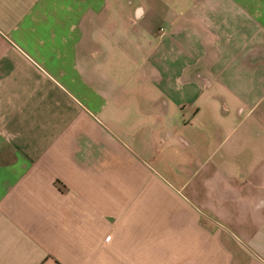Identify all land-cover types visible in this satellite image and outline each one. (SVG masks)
<instances>
[{
  "label": "crops",
  "instance_id": "obj_1",
  "mask_svg": "<svg viewBox=\"0 0 264 264\" xmlns=\"http://www.w3.org/2000/svg\"><path fill=\"white\" fill-rule=\"evenodd\" d=\"M0 264H264V0H0Z\"/></svg>",
  "mask_w": 264,
  "mask_h": 264
},
{
  "label": "built area",
  "instance_id": "obj_2",
  "mask_svg": "<svg viewBox=\"0 0 264 264\" xmlns=\"http://www.w3.org/2000/svg\"><path fill=\"white\" fill-rule=\"evenodd\" d=\"M160 31H161V33H164L165 32V28H162Z\"/></svg>",
  "mask_w": 264,
  "mask_h": 264
}]
</instances>
